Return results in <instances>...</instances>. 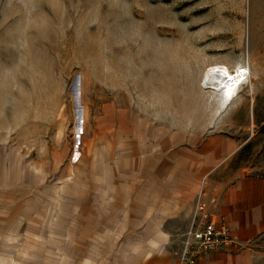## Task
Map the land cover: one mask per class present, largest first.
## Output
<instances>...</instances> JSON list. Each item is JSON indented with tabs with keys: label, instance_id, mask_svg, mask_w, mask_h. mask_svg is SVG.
Listing matches in <instances>:
<instances>
[{
	"label": "rangeland",
	"instance_id": "rangeland-1",
	"mask_svg": "<svg viewBox=\"0 0 264 264\" xmlns=\"http://www.w3.org/2000/svg\"><path fill=\"white\" fill-rule=\"evenodd\" d=\"M237 66L231 97L204 86ZM175 170L197 197L264 177V0H0V264H121Z\"/></svg>",
	"mask_w": 264,
	"mask_h": 264
},
{
	"label": "crops",
	"instance_id": "crops-1",
	"mask_svg": "<svg viewBox=\"0 0 264 264\" xmlns=\"http://www.w3.org/2000/svg\"><path fill=\"white\" fill-rule=\"evenodd\" d=\"M212 158L215 157L210 152H203V156L197 155L198 160H186L184 164L188 168L193 161V168L207 171L216 168L222 159ZM200 173L193 172L192 177L183 178L178 177L175 170L169 180L168 195L140 193L137 196V203L133 202L132 205L137 206L140 225L137 230L131 224L123 226L122 233L125 235L121 234L122 248L125 247L128 259L121 264H186L180 259L184 236L175 243L171 234L176 230L170 224L174 220L185 219L183 227L189 228L199 184L206 179L200 178ZM188 178H192L190 182L184 180ZM183 185L188 188L187 192L179 188ZM207 191L206 197L214 219L227 221L233 243L204 256L196 264H258L255 247L264 235V177L241 172L231 182L218 184ZM131 215L129 209L123 212L124 217ZM114 239L115 236H112L111 240Z\"/></svg>",
	"mask_w": 264,
	"mask_h": 264
},
{
	"label": "built area",
	"instance_id": "built-area-1",
	"mask_svg": "<svg viewBox=\"0 0 264 264\" xmlns=\"http://www.w3.org/2000/svg\"><path fill=\"white\" fill-rule=\"evenodd\" d=\"M230 243H233V239L227 221L223 218L214 219L206 192L201 190L190 226L184 234L181 261L186 264H196L199 259L218 252Z\"/></svg>",
	"mask_w": 264,
	"mask_h": 264
},
{
	"label": "bare ground",
	"instance_id": "bare-ground-1",
	"mask_svg": "<svg viewBox=\"0 0 264 264\" xmlns=\"http://www.w3.org/2000/svg\"><path fill=\"white\" fill-rule=\"evenodd\" d=\"M249 74L244 67L237 66L236 73L227 72V76L230 78H226L225 70L211 68L205 74L203 84L215 93L228 92L232 94L242 82L249 80Z\"/></svg>",
	"mask_w": 264,
	"mask_h": 264
},
{
	"label": "snow or ice",
	"instance_id": "snow-or-ice-1",
	"mask_svg": "<svg viewBox=\"0 0 264 264\" xmlns=\"http://www.w3.org/2000/svg\"><path fill=\"white\" fill-rule=\"evenodd\" d=\"M225 74H226V78H230V77L227 76V70H225Z\"/></svg>",
	"mask_w": 264,
	"mask_h": 264
},
{
	"label": "clouds",
	"instance_id": "clouds-1",
	"mask_svg": "<svg viewBox=\"0 0 264 264\" xmlns=\"http://www.w3.org/2000/svg\"><path fill=\"white\" fill-rule=\"evenodd\" d=\"M225 95H227L226 93H225ZM228 96V95H227ZM228 97H231V95L230 96H228Z\"/></svg>",
	"mask_w": 264,
	"mask_h": 264
}]
</instances>
